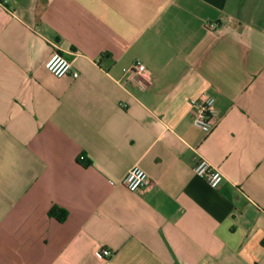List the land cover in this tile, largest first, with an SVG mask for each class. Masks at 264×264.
Segmentation results:
<instances>
[{
    "label": "crops",
    "instance_id": "crops-1",
    "mask_svg": "<svg viewBox=\"0 0 264 264\" xmlns=\"http://www.w3.org/2000/svg\"><path fill=\"white\" fill-rule=\"evenodd\" d=\"M0 264H264V0H0Z\"/></svg>",
    "mask_w": 264,
    "mask_h": 264
},
{
    "label": "built area",
    "instance_id": "built-area-1",
    "mask_svg": "<svg viewBox=\"0 0 264 264\" xmlns=\"http://www.w3.org/2000/svg\"><path fill=\"white\" fill-rule=\"evenodd\" d=\"M218 27L217 22H208L207 28L215 30ZM45 68L55 77L61 78L70 75L77 78L79 73L73 70V65L70 60L59 52L51 54L45 62ZM124 73L132 76H137L141 79L148 80L151 77V71L145 64L135 62L131 66L124 68ZM190 111L192 124L196 128L205 133H210L214 128V98L206 96L202 99H190ZM193 172L206 180L212 188H217L224 179L223 173L219 168L212 165L208 160L200 157L196 160L193 166ZM121 183L131 192L144 191L151 185V180L148 174L141 168L135 166L122 178ZM101 254L110 255L108 249H102Z\"/></svg>",
    "mask_w": 264,
    "mask_h": 264
},
{
    "label": "trees",
    "instance_id": "trees-1",
    "mask_svg": "<svg viewBox=\"0 0 264 264\" xmlns=\"http://www.w3.org/2000/svg\"><path fill=\"white\" fill-rule=\"evenodd\" d=\"M49 215L55 217L56 219L63 221L65 219V211L59 207L53 206L49 210Z\"/></svg>",
    "mask_w": 264,
    "mask_h": 264
}]
</instances>
